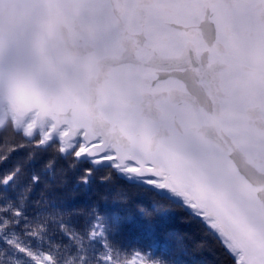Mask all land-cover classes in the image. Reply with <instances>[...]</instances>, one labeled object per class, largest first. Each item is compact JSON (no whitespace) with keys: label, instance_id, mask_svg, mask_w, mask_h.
<instances>
[{"label":"snow or ice","instance_id":"snow-or-ice-1","mask_svg":"<svg viewBox=\"0 0 264 264\" xmlns=\"http://www.w3.org/2000/svg\"><path fill=\"white\" fill-rule=\"evenodd\" d=\"M0 264H264V0H0Z\"/></svg>","mask_w":264,"mask_h":264}]
</instances>
